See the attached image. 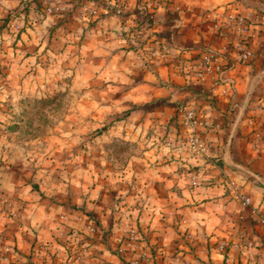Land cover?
Returning <instances> with one entry per match:
<instances>
[{"label": "crops", "instance_id": "obj_1", "mask_svg": "<svg viewBox=\"0 0 264 264\" xmlns=\"http://www.w3.org/2000/svg\"><path fill=\"white\" fill-rule=\"evenodd\" d=\"M24 1L0 0V19L12 16L0 26V98L26 82L30 42L64 41L90 85L145 115L132 130L149 132L135 137L149 149L132 155L122 190L116 176L61 198L18 175L0 140V264H264V0H33L36 31ZM242 39L252 55L240 62ZM205 49L225 65L196 76ZM168 132L206 148L179 150Z\"/></svg>", "mask_w": 264, "mask_h": 264}, {"label": "rangeland", "instance_id": "obj_2", "mask_svg": "<svg viewBox=\"0 0 264 264\" xmlns=\"http://www.w3.org/2000/svg\"><path fill=\"white\" fill-rule=\"evenodd\" d=\"M36 6L33 0L22 3L26 13L22 20L32 31L40 21L34 18ZM19 12L14 8V14ZM44 40L30 42L32 59L26 82L24 77L1 94V151L12 157L7 163L20 170L18 175L28 173L27 182L34 189L38 182L33 179H44V191L55 190L61 198L76 190L87 191L89 197L112 178V183L120 181L116 176L123 178L119 182L122 190L124 179L129 181L123 176L139 165L132 163V155L149 149L147 142L135 141L138 134L146 138L149 132L132 130L133 123L145 125L147 118L131 114L134 108L122 104L115 92H110L113 96L101 92L96 77L90 85V71L74 59L80 52L68 51L64 41ZM49 195L56 203L55 194Z\"/></svg>", "mask_w": 264, "mask_h": 264}, {"label": "built area", "instance_id": "obj_3", "mask_svg": "<svg viewBox=\"0 0 264 264\" xmlns=\"http://www.w3.org/2000/svg\"><path fill=\"white\" fill-rule=\"evenodd\" d=\"M247 40L242 39L236 44L238 51V60L243 62L248 60L252 53L247 47ZM225 65V56L222 52L212 49H205L200 55L197 64L194 66V74L196 76L210 75L213 76L219 73ZM263 118H264V104L262 106ZM194 111L188 110L186 113V120L193 121ZM258 139H264V133L257 136ZM167 143L174 142L175 147L179 150L187 148L194 152L203 151L206 148V142L195 134H188L186 136H172V133L166 135ZM133 264H139L137 260H134Z\"/></svg>", "mask_w": 264, "mask_h": 264}, {"label": "trees", "instance_id": "obj_4", "mask_svg": "<svg viewBox=\"0 0 264 264\" xmlns=\"http://www.w3.org/2000/svg\"><path fill=\"white\" fill-rule=\"evenodd\" d=\"M1 25L0 26H4L6 23L9 22V15H7L6 17L1 18ZM142 23H145V25L150 26L151 25V18H149L148 16H145L144 18H142Z\"/></svg>", "mask_w": 264, "mask_h": 264}]
</instances>
